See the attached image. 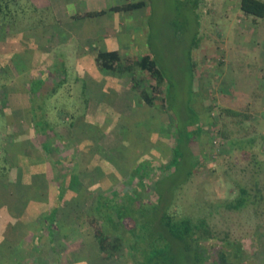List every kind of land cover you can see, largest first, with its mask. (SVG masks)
<instances>
[{
	"label": "rangeland",
	"instance_id": "obj_1",
	"mask_svg": "<svg viewBox=\"0 0 264 264\" xmlns=\"http://www.w3.org/2000/svg\"><path fill=\"white\" fill-rule=\"evenodd\" d=\"M39 1L26 4V12L21 7L22 21H0V264H132L125 251L108 258L98 248L91 224L96 199L116 189L142 192L141 201L155 202L154 182L166 174L161 167L171 161L178 133L193 135L189 124L200 128L190 144L197 166L189 181L175 185L174 210L208 217L214 238L203 245L210 264H264L261 107L228 112L216 96V52L203 51L205 40L218 43L229 26L221 2L212 9L209 0H145L144 7L117 19L110 9L102 17L76 18L86 13L82 2ZM233 20L247 31L254 26L245 39L262 43L264 19H257L259 25H250L248 17ZM115 24L122 50L115 69L107 70L98 53L108 51V43L97 29ZM146 54L165 80L137 64ZM258 54L245 61L255 65ZM240 81L234 83L247 86ZM39 106L48 109L51 126L44 139L33 117ZM138 166L147 170L145 189L132 177ZM187 167L165 185L178 183ZM241 187L258 194L259 202L250 201L243 211L227 208ZM55 206L49 236L41 226ZM186 259L180 264H189Z\"/></svg>",
	"mask_w": 264,
	"mask_h": 264
},
{
	"label": "trees",
	"instance_id": "obj_2",
	"mask_svg": "<svg viewBox=\"0 0 264 264\" xmlns=\"http://www.w3.org/2000/svg\"><path fill=\"white\" fill-rule=\"evenodd\" d=\"M29 3L33 2L31 0H0V21L2 23L6 19L14 23L22 21L18 17L21 7L25 6L23 11L26 12L29 9L26 4ZM146 4L145 0L118 2L110 10L118 12L133 11L144 7ZM240 5L245 14L252 15L255 18L264 17L263 0H240ZM33 7L35 10L37 9L34 4L30 8ZM105 12L106 10H92L86 13H78L75 17L96 16ZM98 60L104 69L112 70L115 69V64L120 60V55L116 50L100 51ZM137 64L143 70L151 72L160 81L165 80L161 68L150 54L142 56ZM42 83L44 81L40 80V82L35 81L33 84L40 87ZM54 94L55 90H52L45 97V100ZM164 101L166 102V99ZM43 107H33L32 110L36 130L40 132L39 134L44 139L51 126L46 120L48 109ZM191 126L189 124L188 128L192 129L193 135L182 134L179 131L180 133H178L173 147V157L168 164L161 167L166 171V174L154 182V191L157 194L155 202L141 201L142 192H135L134 194L130 191L120 193L116 189L110 191V196L100 194L97 197L94 208L95 214L92 216L91 224L99 244L98 248L104 251L108 258L117 252L123 253L125 251L132 264H180L184 257L187 258L189 264H191V261L192 264H210L209 249L203 245L204 240L214 238L208 217L199 216L195 218V216L189 214H180L173 207L177 195L174 189L175 185L181 187L189 181L197 166L190 144L194 141L192 137L194 134H198L200 128L193 129ZM53 135V137L57 136L56 134ZM185 148L188 150L186 154L183 150ZM183 165H188L185 176L178 183L174 180L173 185L166 186L165 180L167 178L172 179V175L180 171ZM141 167L136 168V172L133 173L132 177L137 178L139 187L144 188L147 170L143 171ZM144 167L146 166L144 165ZM67 183L65 178L60 185L58 190L60 200L65 194ZM238 196L236 200L226 204L227 208L243 211V208L250 201L256 205L260 198L258 194L252 196L247 187H241ZM57 209L58 206L53 207L50 213L44 216V223L41 226L42 230L46 229V234L49 236H52L55 231L54 219ZM128 219L133 222L130 227L126 223ZM107 227L111 229L110 233Z\"/></svg>",
	"mask_w": 264,
	"mask_h": 264
},
{
	"label": "crops",
	"instance_id": "obj_3",
	"mask_svg": "<svg viewBox=\"0 0 264 264\" xmlns=\"http://www.w3.org/2000/svg\"><path fill=\"white\" fill-rule=\"evenodd\" d=\"M38 2L39 0H31V2ZM41 2L44 0H40ZM39 1V2H40ZM66 2H82L85 5V10H106L104 14L97 15L103 16L108 15L109 10L112 6L117 5L118 3H113L108 5L109 0H65ZM221 2V6L223 5L221 14H223L229 21L227 26V31L222 32V38L217 43L214 39H208L204 41L205 46H207L205 51L216 52V56H214L213 63L214 65L220 66L219 75L216 74V79L219 84L218 90L216 91V96L223 104V107H227L226 109L230 113H234L236 115L243 114V110L253 112L255 107H258L260 110L259 121L264 123V31L261 29L260 37L262 43L252 42V37L247 41L246 35L253 34L254 26H251L247 31L245 28H241V26H236L233 19L237 21L244 22V18H249V21L257 22L259 25V18H255L252 15L245 14L240 5V0H219ZM209 3L212 5V9H215L219 2L218 0H209ZM87 4V5H86ZM113 11V10H111ZM114 16L117 19H120L121 12L113 11ZM210 12H207L209 14ZM111 14V13H110ZM235 14V15H234ZM73 18V16H72ZM74 19V18H73ZM243 19V20H241ZM256 19V20H254ZM258 19V20H257ZM260 19H264V17H260ZM82 21V20H79ZM86 22V20L83 19ZM84 22V24H85ZM251 25V22H249ZM79 27V28H78ZM76 27L77 32L80 31L82 27ZM84 27V26H83ZM86 27V26H85ZM94 32H97L94 30ZM98 32L105 36V40H107L108 51L122 50V41L123 36L122 32L118 27V24L106 26L104 28L97 29ZM76 34L82 35V31ZM88 35L83 29V36ZM121 37V38H120ZM122 39V41L120 40ZM106 50V48H105ZM102 50V51H105ZM259 53L255 58V65L248 63L245 61L247 55L253 52ZM216 60L217 64L214 62ZM238 67V68H237ZM231 75L233 79L227 80V75ZM244 79V82L247 83V86L243 88L240 87V84H236L234 82H241L240 80ZM252 79V80H251ZM252 83V86L250 85ZM249 84V85H248ZM260 99L261 101H256ZM244 111V112H245Z\"/></svg>",
	"mask_w": 264,
	"mask_h": 264
}]
</instances>
